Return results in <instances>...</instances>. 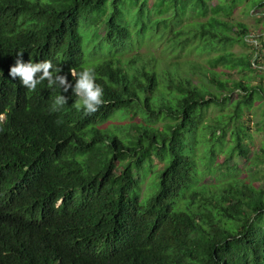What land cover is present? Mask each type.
<instances>
[{"label": "trees", "instance_id": "trees-1", "mask_svg": "<svg viewBox=\"0 0 264 264\" xmlns=\"http://www.w3.org/2000/svg\"><path fill=\"white\" fill-rule=\"evenodd\" d=\"M244 2L264 16V0H0V264H264V147L247 165L243 122L261 103L264 130V30L230 21ZM20 52L73 87L71 67L94 70L105 103L28 90Z\"/></svg>", "mask_w": 264, "mask_h": 264}, {"label": "clouds", "instance_id": "clouds-1", "mask_svg": "<svg viewBox=\"0 0 264 264\" xmlns=\"http://www.w3.org/2000/svg\"><path fill=\"white\" fill-rule=\"evenodd\" d=\"M63 69L54 66L50 60H42L33 63L31 59L24 62L23 53H17L15 65L10 68L9 76L12 79L19 78L22 86L30 91H34L38 84L47 80L49 87H57L64 93L69 89L72 90L74 96L78 99L75 102L76 107H83L86 114H92L98 111L104 101V90L95 82V74L92 69H84L77 72L74 67L69 69L71 76L75 79V86L68 81V73L61 74ZM67 104L65 95H58L55 100L53 110H58L57 106L62 107ZM5 119L4 115H0V121Z\"/></svg>", "mask_w": 264, "mask_h": 264}, {"label": "rangeland", "instance_id": "rangeland-1", "mask_svg": "<svg viewBox=\"0 0 264 264\" xmlns=\"http://www.w3.org/2000/svg\"><path fill=\"white\" fill-rule=\"evenodd\" d=\"M215 2V1H213ZM264 16L260 14V10H250L247 6L246 3H241V4H237L236 7L233 9L232 15L229 17L230 21L232 22H243L246 25H248L250 27V29L253 31L254 35L259 36L260 34V30L263 29L264 30V19H262ZM157 47V46H156ZM248 47L242 46L241 44H234L232 47H230L228 50L235 52L237 54L248 51ZM83 52L86 55L88 53V48H86V45H83ZM153 50H157L158 51V47L156 49ZM190 58H194V55L190 56ZM260 62H263V58L260 59ZM264 68V67H263ZM235 73V72H234ZM234 78H239L238 74H233L232 75ZM259 79L257 77L252 78V83L255 84ZM263 105L260 103H257L256 106L251 109L250 111H245V118L243 120V122L245 123L246 127H247V132H248V136L249 138H246L244 141L245 143H249V147L251 149V151L249 152V154L247 155V157L249 158V163L252 161L254 154L256 153L257 150H259V148L261 146L264 147V130L263 129H259V126L256 125V122L260 119L261 115L259 114L260 111L262 110ZM219 112L213 110H210L208 113V117H209V121H211L213 116H216ZM250 120V121H248ZM230 139L231 136L229 134V132H226L225 134V141L227 144H230ZM224 144V143H223ZM219 147L221 146L220 144H217ZM226 145V144H225ZM219 147H216V150L219 149ZM226 149L225 146L223 147V150ZM223 152V151H222ZM218 156V160L217 161H223L225 155L221 152H219ZM234 163H238V167L242 168L244 167V161L237 158L236 156H234V159L232 161H230V164ZM156 162H153V165H156ZM159 164H157L158 166ZM158 168V167H157ZM157 168H153L155 171L157 170ZM223 169V167H222ZM263 169V168H262ZM253 170H256V168H253ZM260 173H264V170H259ZM248 173L253 175L252 172H250V170H248ZM136 174V173H135ZM153 173L149 172L147 173V175L144 177L143 182L141 183V191L142 193H145L147 191V187L149 185V182L151 180ZM137 176V175H136ZM240 177H245L244 173L240 172L239 173ZM205 182H212L211 178L209 176H207V178H204ZM260 186L264 188V179L261 181ZM156 188L152 189L151 191L147 192L145 195H142V201L145 202L146 199L154 192Z\"/></svg>", "mask_w": 264, "mask_h": 264}]
</instances>
